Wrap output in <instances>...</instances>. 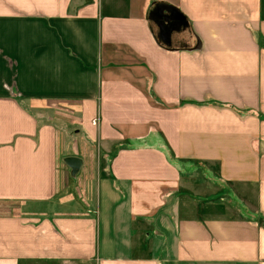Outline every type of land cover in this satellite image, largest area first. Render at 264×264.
Masks as SVG:
<instances>
[{
    "label": "crops",
    "instance_id": "obj_1",
    "mask_svg": "<svg viewBox=\"0 0 264 264\" xmlns=\"http://www.w3.org/2000/svg\"><path fill=\"white\" fill-rule=\"evenodd\" d=\"M262 41L264 0H0V264H264Z\"/></svg>",
    "mask_w": 264,
    "mask_h": 264
},
{
    "label": "flooded vegetation",
    "instance_id": "obj_2",
    "mask_svg": "<svg viewBox=\"0 0 264 264\" xmlns=\"http://www.w3.org/2000/svg\"><path fill=\"white\" fill-rule=\"evenodd\" d=\"M162 29H163V31H162V33L163 34H167L168 32H172L174 29H176L177 28V26H178V22H174V21H172V20H168L167 22H163L162 23Z\"/></svg>",
    "mask_w": 264,
    "mask_h": 264
},
{
    "label": "water",
    "instance_id": "obj_3",
    "mask_svg": "<svg viewBox=\"0 0 264 264\" xmlns=\"http://www.w3.org/2000/svg\"><path fill=\"white\" fill-rule=\"evenodd\" d=\"M175 20V18L174 17H171V20ZM167 20V19H166ZM168 34V37H169V34H171V32H168L167 33ZM67 162L72 166V167H75V166H77V165H79L80 164V161L77 159V158H69V159H67Z\"/></svg>",
    "mask_w": 264,
    "mask_h": 264
},
{
    "label": "rangeland",
    "instance_id": "obj_4",
    "mask_svg": "<svg viewBox=\"0 0 264 264\" xmlns=\"http://www.w3.org/2000/svg\"><path fill=\"white\" fill-rule=\"evenodd\" d=\"M261 46L264 48V41L261 42ZM231 203H232V205L238 206V203L236 201L231 200ZM239 206H240V204H239Z\"/></svg>",
    "mask_w": 264,
    "mask_h": 264
},
{
    "label": "built area",
    "instance_id": "obj_5",
    "mask_svg": "<svg viewBox=\"0 0 264 264\" xmlns=\"http://www.w3.org/2000/svg\"><path fill=\"white\" fill-rule=\"evenodd\" d=\"M98 124V120L93 122V125L96 126Z\"/></svg>",
    "mask_w": 264,
    "mask_h": 264
}]
</instances>
